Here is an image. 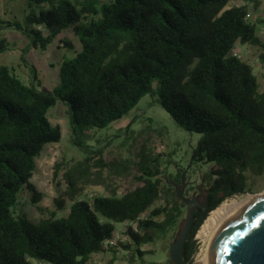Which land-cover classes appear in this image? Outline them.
Here are the masks:
<instances>
[{
	"label": "trees",
	"instance_id": "16d2710c",
	"mask_svg": "<svg viewBox=\"0 0 264 264\" xmlns=\"http://www.w3.org/2000/svg\"><path fill=\"white\" fill-rule=\"evenodd\" d=\"M233 1L242 4L226 9ZM23 2V19L0 20V34L20 32L42 51L58 40L74 56L61 63L52 92L41 89L35 72L27 84L14 67L0 65V264H91L100 254L145 263L153 253L144 248L174 238L188 208L175 188L182 173L166 177L162 155L147 159L136 178L140 185L120 196L76 200L65 216L52 213L39 223L14 212L24 190L33 204L42 201L32 183L37 159L62 139L50 109L60 101L68 107L81 143L87 130L110 127L147 95L179 127L200 136L192 159L209 167L207 207L197 209L183 254L193 264L195 237L209 215L264 176V92L253 67L236 54L238 45L257 48L264 64V41L250 19L258 0ZM66 32L78 39L79 50L61 38ZM12 48L0 38V55Z\"/></svg>",
	"mask_w": 264,
	"mask_h": 264
},
{
	"label": "rangeland",
	"instance_id": "374dc122",
	"mask_svg": "<svg viewBox=\"0 0 264 264\" xmlns=\"http://www.w3.org/2000/svg\"><path fill=\"white\" fill-rule=\"evenodd\" d=\"M258 2L257 8L250 6V19L257 23L258 33L264 41V0ZM241 4V1H233L226 9ZM23 9V0H0V20L12 21L13 17L23 19ZM64 37L71 39L76 49H80L78 39L70 32L61 36ZM0 38H6L13 45L11 51L0 55V65L14 67L27 84L33 82L36 73L41 89L46 92H52L60 84V65L74 56L72 52L61 50L58 40L47 51H42L35 49L17 31H3ZM236 54L253 67L260 92H264V64L259 60L260 51L251 46L238 45ZM48 118L52 124L61 127L62 139L59 144L47 145L37 159L32 183L43 195L42 201L35 205L31 202L32 194L27 190L22 191L14 208L17 216H25L39 223L50 218L52 213L57 217L65 216L76 200H91L96 194L120 196L140 185L136 178L143 173L147 159L156 158L158 155H162L160 159L166 177L176 178L181 172L184 187L188 184L192 190L197 186L208 187L202 181L208 174L209 167L194 163L192 159L193 149L200 136L179 127L155 96H145L132 112L110 127L87 130L81 143L75 140L72 117L63 102H58L48 111ZM84 147L88 149L84 150ZM248 187L250 190L247 194L236 197L264 193V176L251 181ZM197 199L204 203L203 197ZM60 201L64 202V209H60ZM185 219L173 239L168 238L144 248L153 254L146 255L145 263L137 264H168L171 259L170 245L176 239ZM117 227L120 231L124 230L122 225ZM120 231L116 239L122 238ZM199 232L195 237L199 245L197 254L202 247ZM110 261L111 264H130L119 254L96 255L91 264H109ZM32 264L40 263L33 261Z\"/></svg>",
	"mask_w": 264,
	"mask_h": 264
},
{
	"label": "water",
	"instance_id": "95a60500",
	"mask_svg": "<svg viewBox=\"0 0 264 264\" xmlns=\"http://www.w3.org/2000/svg\"><path fill=\"white\" fill-rule=\"evenodd\" d=\"M183 185V183H182ZM177 196L187 205V215L176 239L170 245L172 264H186L184 250L193 231L198 208L207 207L197 198L184 196V185H175ZM233 217L218 234L210 250L208 264H264V195Z\"/></svg>",
	"mask_w": 264,
	"mask_h": 264
},
{
	"label": "bare ground",
	"instance_id": "6f19581e",
	"mask_svg": "<svg viewBox=\"0 0 264 264\" xmlns=\"http://www.w3.org/2000/svg\"><path fill=\"white\" fill-rule=\"evenodd\" d=\"M260 195H264V193ZM257 197V195H247L230 198L209 215L199 232L202 247L193 264H208L212 243L223 227L233 217L248 207Z\"/></svg>",
	"mask_w": 264,
	"mask_h": 264
},
{
	"label": "flooded vegetation",
	"instance_id": "af4514ba",
	"mask_svg": "<svg viewBox=\"0 0 264 264\" xmlns=\"http://www.w3.org/2000/svg\"><path fill=\"white\" fill-rule=\"evenodd\" d=\"M202 184H205L204 182V179L202 181ZM189 184L185 186V189H184V196L186 198H197V197H204L206 196L207 197V192H208V189L207 188H204V186H197L194 190L190 189L189 188ZM181 189L183 188V185H180Z\"/></svg>",
	"mask_w": 264,
	"mask_h": 264
}]
</instances>
